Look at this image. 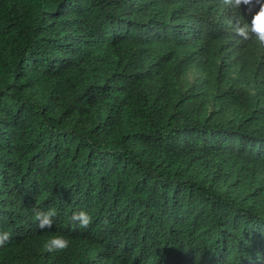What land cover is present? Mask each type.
Masks as SVG:
<instances>
[{"label":"trees","instance_id":"obj_1","mask_svg":"<svg viewBox=\"0 0 264 264\" xmlns=\"http://www.w3.org/2000/svg\"><path fill=\"white\" fill-rule=\"evenodd\" d=\"M258 7L0 0V264H264Z\"/></svg>","mask_w":264,"mask_h":264},{"label":"clouds","instance_id":"obj_2","mask_svg":"<svg viewBox=\"0 0 264 264\" xmlns=\"http://www.w3.org/2000/svg\"><path fill=\"white\" fill-rule=\"evenodd\" d=\"M221 4L224 8L238 12L242 4L247 6L249 12L255 5H259L258 10L251 14L250 22L239 14L234 15V20L229 19L228 24L236 36L245 41L254 39L257 47L264 49V0H221ZM55 214L54 210L34 211L37 227L40 230L51 228L53 225L52 217ZM71 221L79 228H87L92 222V218L86 212L79 211L72 214ZM9 239L10 234L8 232L0 233V246H3ZM68 247L69 240L62 236L51 238L44 244V249L49 253L63 251Z\"/></svg>","mask_w":264,"mask_h":264}]
</instances>
